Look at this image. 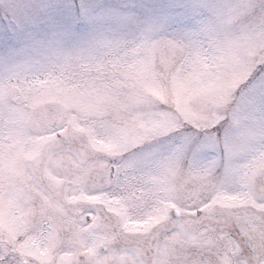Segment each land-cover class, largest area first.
<instances>
[{"label":"snow or ice","instance_id":"1","mask_svg":"<svg viewBox=\"0 0 264 264\" xmlns=\"http://www.w3.org/2000/svg\"><path fill=\"white\" fill-rule=\"evenodd\" d=\"M73 140L75 152L66 147ZM90 148L107 153L112 190L93 185L97 196L85 195ZM69 153L80 172L71 188L53 176ZM257 171L264 0H0V264H37L28 250L64 232L75 259L39 264H144L138 249L111 245V229L98 232L96 202L119 197L117 224L126 225L137 191L170 195L178 174L195 177L207 196L161 200L154 212L173 224L165 239L207 249L176 264H264V216L235 215L244 246L230 233L218 246L207 228L192 230ZM153 264H166L159 245Z\"/></svg>","mask_w":264,"mask_h":264},{"label":"rangeland","instance_id":"2","mask_svg":"<svg viewBox=\"0 0 264 264\" xmlns=\"http://www.w3.org/2000/svg\"><path fill=\"white\" fill-rule=\"evenodd\" d=\"M48 112L55 111V103L46 105ZM81 141L73 140L70 145L72 152L79 150ZM107 153L98 148H90L87 153V160L93 164L92 171L83 177L85 185H87L85 195L97 196L101 192L93 188V185H104V191H111V186L106 185L107 180ZM250 159V158H249ZM245 161H241L244 163ZM115 169H113V172ZM55 181L71 188L70 181L80 176L79 170L71 160L69 153L64 160L63 167L59 170V174L53 172ZM146 190H139L135 194V199L127 205V221L126 225H118L120 205L117 203L119 197L109 196L107 201L101 200L96 202V207L100 209V217L102 220L101 229H111V245L115 248H136L140 251V259L144 264H153L154 256L157 254V246L159 245V256L166 264H176L177 259L184 254L197 253L202 249H207V245L195 239L185 238L183 242H177L171 238L165 239V235L171 236L173 224L171 220H162L155 212L154 208L159 201L169 206L178 204H195L207 196V190L200 186L199 181L195 177H187L185 175H176L174 177V190L169 195L164 192L155 196L145 195ZM241 192L245 193L244 195ZM79 195V193H76ZM229 195H235V200H229L228 205L222 206L220 203L210 204L212 214L210 218L203 221L202 224L192 225V230L196 233L208 229L207 236L211 237L218 246L223 244L218 237L222 233H230L232 238L240 241L244 246L243 238L240 234L239 226L235 220V215L241 217H258L264 216V173L259 171L249 174L248 187L241 189H231ZM167 197V198H165ZM82 204L83 201H77ZM111 205V206H109ZM187 211V209H185ZM116 233H119L118 235ZM23 236H17V240H22ZM70 246V233H61L48 248L41 246L39 249L28 250V254L37 261L41 259L51 260L53 258H64L65 260L75 259L72 252L68 251ZM103 250V249H101ZM216 249L214 248L213 251ZM81 253L87 249H79ZM207 254V252H205ZM83 259V255L79 257ZM215 260L216 258L213 257Z\"/></svg>","mask_w":264,"mask_h":264}]
</instances>
